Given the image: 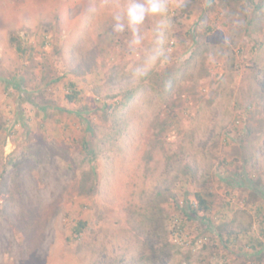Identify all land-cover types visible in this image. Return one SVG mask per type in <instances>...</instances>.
I'll use <instances>...</instances> for the list:
<instances>
[{"label":"rangeland","instance_id":"rangeland-1","mask_svg":"<svg viewBox=\"0 0 264 264\" xmlns=\"http://www.w3.org/2000/svg\"><path fill=\"white\" fill-rule=\"evenodd\" d=\"M138 2L0 0V264H264V0H165L144 75Z\"/></svg>","mask_w":264,"mask_h":264},{"label":"clouds","instance_id":"clouds-1","mask_svg":"<svg viewBox=\"0 0 264 264\" xmlns=\"http://www.w3.org/2000/svg\"><path fill=\"white\" fill-rule=\"evenodd\" d=\"M167 11L168 9L165 0H145L144 3H133L127 9L129 28L132 30L134 37H136L139 32L137 26L142 24L148 15L161 17L159 23L156 26L155 46L149 56L146 58L145 64L135 70V72L139 75L146 74L149 65L154 63L157 59H166L164 44L169 24L164 19V17L166 16ZM116 19L119 21L120 17L116 16ZM123 30V24L117 23L114 25V31L122 32ZM134 42H138V39L134 40Z\"/></svg>","mask_w":264,"mask_h":264},{"label":"trees","instance_id":"trees-1","mask_svg":"<svg viewBox=\"0 0 264 264\" xmlns=\"http://www.w3.org/2000/svg\"><path fill=\"white\" fill-rule=\"evenodd\" d=\"M12 42L18 51V53L22 56L26 53V48L23 46L22 41L20 38L13 36L12 37ZM264 91V90H263ZM264 93V92H263ZM67 98L70 102L77 103L79 101V91L76 90V84L71 82L68 85V92H67ZM85 147H87V143H85ZM197 197V202H194V200L190 199L189 197L184 200V203L182 206H179L180 213H178L176 216L173 217L177 224V228L175 229L176 231L183 230V228L186 225V220L193 219L195 217H201L204 222L208 225L207 227L209 228V222H211L213 219L209 217V215L206 213L208 210H210V203L207 200V198L202 195L201 192H197L196 194ZM203 212V213H201ZM84 222H80L79 225L76 227L75 231L77 233H80L81 230L85 227ZM210 229V228H209ZM222 236V234H220ZM234 241V240H233ZM260 242L259 238L255 239V242ZM226 242H232L231 236L227 239ZM255 248V247H254ZM264 248V246H263ZM251 264H257V263H251Z\"/></svg>","mask_w":264,"mask_h":264}]
</instances>
